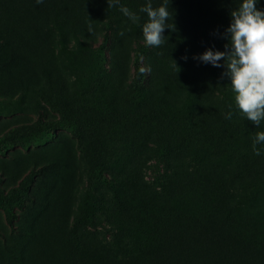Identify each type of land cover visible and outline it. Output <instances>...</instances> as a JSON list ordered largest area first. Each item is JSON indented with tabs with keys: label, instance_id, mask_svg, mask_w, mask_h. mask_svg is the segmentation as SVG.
Returning a JSON list of instances; mask_svg holds the SVG:
<instances>
[{
	"label": "rangeland",
	"instance_id": "rangeland-1",
	"mask_svg": "<svg viewBox=\"0 0 264 264\" xmlns=\"http://www.w3.org/2000/svg\"><path fill=\"white\" fill-rule=\"evenodd\" d=\"M148 2L120 0L140 17L133 23L107 0L0 1V139L40 118H59V109L81 123L75 131L3 145L0 197L6 204H15L31 170L42 174L30 190L33 201L23 211L14 208L15 230L0 209V254L13 241L25 245L22 264H82L114 253L117 263L131 264L149 244L164 241L176 217L206 212L215 219L217 208L247 224L245 239L264 248V159L242 141L219 144L209 137L247 119L234 113L227 69L195 63L206 51L199 29L170 12L164 43L147 46L142 27L148 18L139 10ZM138 48L150 69L139 98L132 89ZM135 104V114H144L138 127L122 131L117 119L102 114L126 119ZM198 121L209 125L206 133ZM254 126L264 131V121ZM158 145L166 147L165 165L157 161ZM97 157L117 187L100 185L90 195L88 170ZM199 179L211 183L204 195L193 191ZM170 183L174 188L166 189ZM254 183L261 187L255 195ZM0 264L17 263L0 258Z\"/></svg>",
	"mask_w": 264,
	"mask_h": 264
},
{
	"label": "trees",
	"instance_id": "trees-1",
	"mask_svg": "<svg viewBox=\"0 0 264 264\" xmlns=\"http://www.w3.org/2000/svg\"><path fill=\"white\" fill-rule=\"evenodd\" d=\"M6 1L9 2V0ZM24 1L27 2L25 4H31L34 0H18L21 3ZM72 1L78 2L79 0ZM150 2L159 7L167 4L168 10L172 15L189 21L193 26L197 27L204 49L223 52L225 51V45L228 43L226 29L231 23L230 13L239 6L241 0H150ZM257 9L264 11V0H258ZM79 44L82 46V42H79ZM107 45L108 38L106 36L97 53L103 54ZM2 47L4 45L0 44V49ZM143 52V49L138 48L134 60L132 89L137 98L141 97V88L146 78L145 74L139 72L141 67L144 68L142 63ZM195 63L202 64L199 59H196ZM219 63L223 65L224 61L221 60ZM90 72V69H86L85 80L88 84L90 83ZM83 95L82 93L81 96ZM229 96L232 101L234 99L233 91L230 92ZM234 108L235 115L241 118V111L237 105H234ZM137 110V104L131 106V115L126 119L114 117V114L112 115V113L106 111H103L102 114H107L112 121L117 119L119 121L118 125L124 131L130 127H138L143 124L144 114H135ZM94 113L97 114V110ZM59 114V118L47 120L40 118L34 126L19 130L17 133H9L6 140L0 139V152L2 153L3 145L25 141L26 137H28L27 135L35 137L39 133L50 135L62 131H75L80 128L81 123L75 114H71L64 109H59ZM241 122L242 124L238 128L232 125H227L225 129L216 128L213 131L214 134L209 137H213L215 142L219 144H223L226 139L239 140L253 151L256 127L248 119H244ZM198 123L200 124L198 126L199 129L203 132L209 128L205 121H198ZM222 126L224 125L222 124ZM257 148L261 152L259 157L264 159V144L257 145ZM157 153L158 163L165 165L166 147L158 145ZM104 164L105 160L97 157L93 160L92 166L88 170V181L91 188L90 195H93V192L100 185L116 190L115 182L104 172ZM156 171L158 173L161 172V167L156 169ZM41 174L42 172L39 170H31L20 182L15 197L12 199L15 204H6V201L0 197V209H4L11 229L15 230V221L17 219V215L14 212L15 206L23 211L26 202L33 201L30 190L34 186L37 177ZM169 185L165 188H174L172 183ZM210 185L211 183L206 182L204 179H199L194 184L193 191L204 195L209 191ZM260 188L257 183H254L252 185V194L255 195ZM212 213L216 215L215 219H211L209 213L206 217V212L203 213L205 217L202 218H189L186 215L176 217L164 241L160 244H149L147 249L138 253L131 264H264V248L256 249L254 248L255 242L245 239L247 224L232 218V213L229 210L221 211L217 208ZM221 216H223L222 220ZM9 248H13V250H9ZM24 249L25 245L20 246L17 242L12 241L8 248L0 254V258L4 262L14 261L17 264H22L21 252ZM109 251L107 247L104 250L105 253ZM114 254H104L101 260L86 261L82 262V264H120L114 261ZM117 256L123 260L126 258L120 257L123 255L117 254Z\"/></svg>",
	"mask_w": 264,
	"mask_h": 264
},
{
	"label": "clouds",
	"instance_id": "clouds-1",
	"mask_svg": "<svg viewBox=\"0 0 264 264\" xmlns=\"http://www.w3.org/2000/svg\"><path fill=\"white\" fill-rule=\"evenodd\" d=\"M36 2L43 3V0ZM257 3L258 0H241L239 6L230 13L231 23L226 29L228 43L225 51L209 49L194 59L217 68L222 66L219 61H224L223 67L227 71L223 75L231 81L237 107L249 121L259 127L264 121V11L257 9ZM107 4L109 8L119 6V11L133 23L140 20L136 13L120 5V0H107ZM139 11L146 13L148 18L142 27L145 44L159 47L164 43L163 33L168 28L170 13L167 4L153 8L149 0ZM148 71L150 69H139L141 74ZM231 117L232 113L229 112L225 118ZM261 144H264V131L256 133L253 141V151L257 156L261 154L257 145Z\"/></svg>",
	"mask_w": 264,
	"mask_h": 264
}]
</instances>
